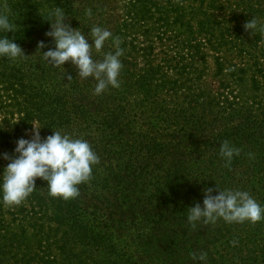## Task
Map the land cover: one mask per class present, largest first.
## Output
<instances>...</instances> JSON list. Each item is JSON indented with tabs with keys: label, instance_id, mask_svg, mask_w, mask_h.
Segmentation results:
<instances>
[{
	"label": "trees",
	"instance_id": "16d2710c",
	"mask_svg": "<svg viewBox=\"0 0 264 264\" xmlns=\"http://www.w3.org/2000/svg\"><path fill=\"white\" fill-rule=\"evenodd\" d=\"M0 1L14 24L0 37L26 55L0 57V175L10 162L2 154L31 138L33 122L42 137L56 130L86 140L99 157L74 199L49 196L41 178L18 206L0 198V264H264V219L195 229L187 219L208 188L246 191L264 207V51L229 67L217 53L211 69L199 38L227 42L197 11L232 10L234 0ZM236 1L233 11L264 10V0ZM57 6L86 36L99 26L119 38V88L96 96L94 78L42 59L55 47L45 33ZM92 58L102 55L93 49ZM224 141L241 150L230 167ZM201 253L205 261L193 259Z\"/></svg>",
	"mask_w": 264,
	"mask_h": 264
},
{
	"label": "clouds",
	"instance_id": "9594fccd",
	"mask_svg": "<svg viewBox=\"0 0 264 264\" xmlns=\"http://www.w3.org/2000/svg\"><path fill=\"white\" fill-rule=\"evenodd\" d=\"M91 16V9L86 10ZM61 7L48 11L47 22L50 30L45 35L54 41L55 47L43 52L42 59L49 65L60 68L68 62L77 70L80 79L94 78L96 81L94 95H102L109 87L119 88V76L122 70L120 57L123 49L119 38L113 37L110 30L99 26L90 28L86 36L80 28H73ZM68 21V22H66ZM245 30L254 33L258 29L256 18L246 22ZM260 30H264L262 27ZM14 31V24L7 13H0V32ZM89 38L93 41L88 42ZM112 41L113 51H104L106 42ZM40 49L46 47L44 41L38 44ZM102 55V59L94 60L92 50ZM26 55L23 49L8 35L0 37V57L18 60ZM67 78L71 79L69 75ZM42 128L38 122L32 123L30 132L16 141L14 155L3 153L2 158L10 161L0 175V198L7 206L22 204L35 190L36 179L47 182L48 194L53 198L64 200L74 199L79 195V185L87 182L92 175V166L99 163V157L91 145L83 139L72 138L54 130L46 138L41 136ZM240 149L224 141L220 146V156L225 166L230 167L234 157L240 155ZM213 189L204 192L203 206L196 203L188 208V222L193 229L198 224H215L222 219L226 223H256L264 219V207L258 204L248 192L231 189H218L217 195H212ZM233 245L237 241H232ZM207 253L193 259L205 261Z\"/></svg>",
	"mask_w": 264,
	"mask_h": 264
},
{
	"label": "rangeland",
	"instance_id": "374dc122",
	"mask_svg": "<svg viewBox=\"0 0 264 264\" xmlns=\"http://www.w3.org/2000/svg\"><path fill=\"white\" fill-rule=\"evenodd\" d=\"M258 1L260 0H253V2ZM237 4L238 2L234 0L232 10L229 9L227 11H197L207 14L206 26L208 28L219 32L224 31L227 39V42H225V40L219 41L215 38L214 45H212L207 44V40L204 38L205 34L204 36L199 37L202 41L203 50L208 53V62L211 69L214 68V57H216L217 53L225 56L224 58L227 61L226 67H229L231 63H236L241 66L251 65L253 63L254 55L258 53L261 54L264 51V30H260L264 27V10L233 11L237 9ZM0 11H4L1 1ZM186 12L189 13L190 11ZM253 18H256L258 22V29L254 33L250 30H245L244 27L246 22L252 20ZM194 25L197 26L196 23ZM236 32H239V34H236ZM231 36H234V39L238 40H232ZM172 43L173 41H170L168 45L170 49L175 50L172 47ZM174 45L179 48L177 42H174ZM261 61L264 63V55H262ZM249 77L250 74L247 76V82H245L243 86V89L247 91L250 90V83L248 82ZM2 149L3 148L0 145V150Z\"/></svg>",
	"mask_w": 264,
	"mask_h": 264
}]
</instances>
